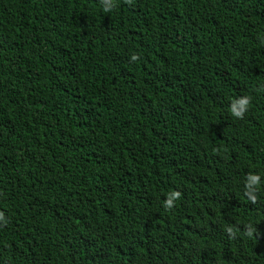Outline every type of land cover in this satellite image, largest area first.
<instances>
[{"label": "trees", "instance_id": "1", "mask_svg": "<svg viewBox=\"0 0 264 264\" xmlns=\"http://www.w3.org/2000/svg\"><path fill=\"white\" fill-rule=\"evenodd\" d=\"M0 264H264V0H0Z\"/></svg>", "mask_w": 264, "mask_h": 264}, {"label": "clouds", "instance_id": "2", "mask_svg": "<svg viewBox=\"0 0 264 264\" xmlns=\"http://www.w3.org/2000/svg\"><path fill=\"white\" fill-rule=\"evenodd\" d=\"M112 5L106 4L105 5V11H110ZM250 103V99L248 97H242L235 101H233L231 106V113L233 116L237 118H242L244 116V113L246 112L248 105ZM258 180V177L252 176L249 178V185L256 184Z\"/></svg>", "mask_w": 264, "mask_h": 264}]
</instances>
